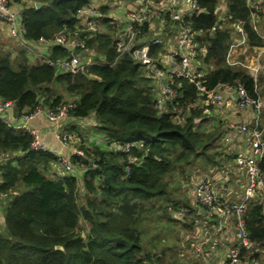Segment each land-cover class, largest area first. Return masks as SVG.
Returning a JSON list of instances; mask_svg holds the SVG:
<instances>
[{
  "label": "trees",
  "instance_id": "1",
  "mask_svg": "<svg viewBox=\"0 0 264 264\" xmlns=\"http://www.w3.org/2000/svg\"><path fill=\"white\" fill-rule=\"evenodd\" d=\"M37 1L44 5L40 9L32 6L23 13L29 40L51 37L64 26L71 28L76 12L90 4V0ZM194 1L203 12L189 22L202 33L200 42L206 45L207 61L214 67L207 87L240 81L256 96L254 80L247 70L228 62L236 37L230 29L220 28L224 20H220L217 7L223 0ZM226 2L225 19L244 23L251 48L248 52L262 46L261 37L250 25L247 0ZM89 44L105 53L111 63L114 61L109 36L98 35ZM61 55L64 53L55 49L53 57ZM13 59L6 49H0V97L16 102L18 115L24 110L33 111L41 97L49 102L53 91L50 86L65 82L66 90L79 97L70 116L95 117L98 128L110 139H141L143 146L132 149L131 155L139 162L131 165L125 153L99 148L87 152V161L73 155L74 164L88 167L83 174L88 197L86 205H80L78 178L54 180L46 176L50 163L58 160L56 155L33 149L34 139L29 132L0 120V156L17 155L0 164V194L8 200L5 226L0 230V264H160L161 256L146 252L143 243L142 224L149 206L154 201L171 202L169 181L177 172L184 175L198 162L206 168L222 164V152L215 149L219 130H195L194 120L201 116L195 109L182 125L171 115H158L148 80L128 56L115 67L94 66L92 72L99 80L58 76L46 64L30 65L21 47ZM196 93L195 87L185 81L184 96L179 101L182 109L195 101ZM61 101L62 97H56L51 107ZM81 220L90 226L86 238L78 230ZM244 222L251 239L264 243V204L249 203Z\"/></svg>",
  "mask_w": 264,
  "mask_h": 264
},
{
  "label": "built area",
  "instance_id": "2",
  "mask_svg": "<svg viewBox=\"0 0 264 264\" xmlns=\"http://www.w3.org/2000/svg\"><path fill=\"white\" fill-rule=\"evenodd\" d=\"M99 1L105 4L95 6L91 5V1L78 10L71 28L64 26L51 37L42 36L37 40H29L23 22V13L28 7L16 9L15 0H0V25L13 42L28 52L29 60L38 63L37 65L50 66L58 76H86L90 80H99L100 78L92 72L94 66L112 67L120 62L119 59L128 55L139 66L142 77L148 80L154 96L155 112L160 116L171 115L176 123L182 125L187 120L184 116L186 110L200 111L201 116L194 120L195 130L202 131L205 123L225 116L228 107L251 109L253 118L250 123H225L226 128L244 135L245 142L253 151V154L233 158L248 182L241 200H227L228 186L225 183H214L204 178L195 186L196 202L210 213L217 214V224L210 227L200 213L190 206L170 210V216L181 224L191 220L203 231V239L191 245L200 263L211 264L217 252L216 238L224 226L231 222L236 229L235 239L223 264H264V243L251 239L244 222L248 205L255 201L256 196V201L264 204V128L261 125L264 104L258 84V79L261 80L260 72L264 67L245 68L254 80L256 96L240 81L208 88L206 81L214 67L207 61L206 45L200 42L202 33L195 30L189 22L195 14L203 12L194 0H167L162 5H156L154 0ZM247 2L251 9L250 25L261 37L264 46V38L259 34V24L264 21V3L259 0ZM152 25L161 27L152 31ZM97 34H111L117 53L112 63L106 54L99 53L89 46V41L95 39ZM158 46L161 48L157 50ZM55 49L64 55L54 58ZM185 81L193 85L197 93L195 101L182 109L179 101L184 96ZM76 103L77 101L60 103L53 109L38 105L33 111L24 110L18 115L16 102L0 97V120L8 126L29 132L34 139L33 149L48 151L40 133L30 126L31 121L44 117L61 122L70 116V111L76 109ZM87 122L90 121L87 119L85 124H88ZM107 141L119 152L128 155L130 165L139 162L131 152L133 148L141 149L142 141L122 144L110 138H107ZM79 142L78 137L66 133L63 145L72 149L73 155L89 160L84 151L78 148ZM2 156L4 163L16 157ZM57 159L65 175L74 176L75 167L71 157L60 155ZM92 165L94 168L98 167L94 162ZM130 165L127 168L128 174Z\"/></svg>",
  "mask_w": 264,
  "mask_h": 264
},
{
  "label": "crops",
  "instance_id": "3",
  "mask_svg": "<svg viewBox=\"0 0 264 264\" xmlns=\"http://www.w3.org/2000/svg\"><path fill=\"white\" fill-rule=\"evenodd\" d=\"M92 1L91 5L95 6H102L105 4L103 1L99 0H90ZM260 2L264 3V0H259ZM15 8L16 9H23V7H32L31 4L33 3V6L38 2H32L31 0H22L18 2L15 0ZM156 5H162L167 2V0H154ZM223 5L225 7L224 2L222 1L218 7L217 11L219 10L220 6ZM236 29L242 28L243 31L240 32V34L237 33L238 41L239 36L242 38V40L239 43H235L234 46L231 48L229 54H228V62L233 65H243L245 66V61L249 63L247 67L250 68H263L264 67V46L260 47H253L251 54L248 55V51L250 48L249 43V37L247 32L244 29V23L243 22H235ZM1 26V25H0ZM2 27V26H1ZM0 27V30L3 29ZM161 26L152 25V31L158 30ZM259 34L264 38V21H262L259 24ZM100 35V34H97ZM1 37V36H0ZM237 53L236 59H231L233 56ZM259 54V55H258ZM245 58L243 60V63H238L240 61V56H244ZM15 58V57H14ZM28 58V57H27ZM29 60V58H28ZM30 64L32 61L29 60ZM237 63V64H236ZM38 64V63H37ZM35 64V65H37ZM139 71L140 68L138 67ZM261 84L259 86V94L261 96V100L264 104V69L261 70ZM47 102V103H46ZM53 101H45V104H48L49 108H55L51 107V103ZM191 115V110L188 109L184 112V116L188 119ZM92 116V115H91ZM84 118V119H76L72 116H69L68 118L64 119L61 122H55L48 120L47 118L41 117L37 118L31 121L30 126L34 128L36 131L40 133L41 140L45 144L46 147H48L49 151L53 152L56 157H59L60 155L66 156V157H72V149L67 148L63 145L64 136L67 134L74 135L78 137V140L80 139V142L78 144V148L82 149L85 153V155L88 156V153L91 152L93 148H99L100 150L104 152H111V153H119V150L113 146L110 142L107 141V138H109L105 133L104 140L99 139V137L96 134V131H93V128L91 127V123L93 122L95 127L94 129L98 128L99 125H97L95 117L94 120L91 118ZM253 118V111L251 109H238L235 107H228L226 111V115L217 118L213 120L212 122H208L204 124V127L202 128V131L205 133H213L216 130H219L220 132V139L217 144V150H220L222 152V164L216 167L207 168L203 165L204 171L207 170L204 173H201L199 170H196L193 172V168L195 166H192L191 169L187 172V179L181 180L179 186H181L183 193L177 194L176 200L169 199L171 202H167V212H170V210L176 209L178 207H193L197 212L200 213L203 220L208 222L210 227H214L217 224V214L216 213H210L205 207L199 205L196 202L195 198V186L196 184L204 178H208L211 182L214 183H225L228 186V192L226 193V199L230 200L232 202L240 201L241 195L246 191L247 188V178L245 174L239 170L234 162V157H237L238 155H246V154H253V151L250 149L248 144L244 140V135L238 134L236 132L231 131L230 129L225 127V123L228 121H233L237 124H248ZM87 119L90 121L88 124L85 125ZM262 128H264V112L261 120ZM91 129V130H88ZM99 129V128H98ZM80 131H86L87 135L83 136ZM94 134V135H91ZM97 140H96V139ZM114 140V139H113ZM105 141L108 145L107 149H103L100 147ZM118 143L122 144L125 142H121L118 140H115ZM135 141V140H133ZM143 142V141H142ZM92 145V146H91ZM219 152V153H220ZM263 152H264V143H263ZM17 157V155H15ZM91 158V157H90ZM83 159V158H82ZM4 157L0 156V163H4ZM87 161V160H85ZM91 161L93 162V159L91 158ZM89 162V161H88ZM92 162H90L92 164ZM72 164L75 167V174L79 180V198L85 196V200L87 201L88 192L84 187V181H83V174L87 170L85 166V171L81 169L78 170V165ZM46 176L54 179V180H60L66 177L63 167L57 162H51L49 167L45 171ZM188 182V183H187ZM1 183V181H0ZM175 189V188H174ZM78 198V201H79ZM256 201V200H255ZM177 203L176 206H173V203ZM8 204V200L5 196L0 194V230L4 229L5 226V210ZM159 207V206H158ZM172 219V218H171ZM173 220V219H172ZM174 221V220H173ZM175 222V221H174ZM81 223V230L80 233L83 238H86L90 231L89 224L83 220L80 221ZM185 226L182 228H176V233L179 237L183 239L182 243V250L184 253H181L180 255L182 258H186L187 260L191 261L192 264H204L203 262L200 263L195 252L192 250L191 245L196 241H201L203 239V231L194 225V223L191 220H188L184 224ZM235 233L236 229L234 228L233 223H229L226 226H224L223 230L220 232V234L216 238L217 242V252L215 254L214 260L211 262V264H223L225 262V256L228 252L231 244L233 243L235 239Z\"/></svg>",
  "mask_w": 264,
  "mask_h": 264
},
{
  "label": "rangeland",
  "instance_id": "4",
  "mask_svg": "<svg viewBox=\"0 0 264 264\" xmlns=\"http://www.w3.org/2000/svg\"><path fill=\"white\" fill-rule=\"evenodd\" d=\"M17 1L20 2L22 0H17ZM31 1L35 2L37 0H31ZM134 1H136V0H134ZM31 6H33V3L31 4ZM218 12H219L220 20L222 21L226 16L227 9H226V7H223V5H221ZM223 14H225V16ZM221 28L230 29L233 32V34L236 37V41H237L236 42L234 40V42L239 43L242 40V38L240 36H239V41L237 39V37H238L237 33L240 34V32L242 31V28L236 29L235 23H231L229 20L224 19V25H222ZM0 36H1L0 37V49H4V50L6 49L9 52L10 57L12 59L14 57L17 58L18 53L20 51V47L15 42H13L8 37L7 32L3 31L2 29L0 30ZM101 36H103V35H101ZM150 36H151V38H153L152 34ZM233 46L234 45H232V47ZM1 47H3V48H1ZM160 48H161L160 46L156 47L157 50ZM94 49L97 50L96 48H94ZM22 50H24L25 56L29 58L28 52L23 48H22ZM99 53H101V52H99ZM250 54H251V52H248V55H250ZM237 56L238 55L236 53L233 56V58L230 57V60L236 59ZM244 58H245V55L240 56V61L238 63L242 64ZM15 62H17V61H15ZM31 63H33L34 65L37 64L34 61H32ZM29 64H30V62H29ZM30 65H32V64H30ZM247 65H249V63L247 61H245V66H243V65H241V66H242V68L245 69V68H247ZM248 73H249V70H248ZM258 84L259 85L261 84V81H259V79H258ZM66 86H67V84L65 82L54 84V85L50 86L53 90L52 95L50 96V98H51L50 101H53L56 97H59V96L62 97L61 103H70V102L77 101L79 99V97H77L73 93L68 92L66 90ZM45 99H46L45 96L40 98V105L49 109V107H48L49 105L45 104ZM91 119L94 120V117H91ZM87 123H89V122H87ZM94 127H95V125L92 122L90 128H93L92 130L96 131V134L99 137V139L104 140V138H105L104 132H102L98 128L94 129ZM88 130H91V129L88 128ZM80 132L82 133L83 136L87 135L86 131H80ZM91 135H94V134H91ZM135 141H142V140L136 139ZM215 143H216V145H215V149H216L217 142H215ZM100 147H102L103 149H107L108 145L105 141H103V143ZM217 152H220V150H217ZM202 164L203 163L198 162L195 167L191 166L193 168V172H195L196 170H199L201 173L206 172L207 170L204 171V167ZM77 165H78V170L81 169V171L82 170L85 171V169L88 168L86 165H84L86 168L82 167V165H80V164H77ZM189 169H191V168L189 167L185 171L186 174L184 173V175H183V174H179L177 172L174 175V177L170 179L169 185H170L172 194L169 196V198L173 197L176 200L175 196L177 194L183 193V190L181 188L182 185L179 186V184H180L181 180L186 181V179L188 177L187 172ZM205 169H207V168H205ZM162 203H164V200L154 201L152 203V205H154L155 207L152 208V205L149 206L150 209L148 210V212L146 214V219L142 224V229L144 231L143 243H144L145 251L160 255L161 256L160 264H192L191 261L187 260L184 257L182 258V256L180 255L181 253H184V251L182 250L183 239L179 237V233H178V235L176 233V228H181V227L183 228L185 225L181 224V223L173 222V220L171 219V216H170V212H167L166 203L165 204H162ZM79 204L80 205H86L85 196H83L82 199H81V197L79 198ZM82 222H83V220H82ZM78 230L79 231L81 230V223L79 224Z\"/></svg>",
  "mask_w": 264,
  "mask_h": 264
},
{
  "label": "clouds",
  "instance_id": "5",
  "mask_svg": "<svg viewBox=\"0 0 264 264\" xmlns=\"http://www.w3.org/2000/svg\"><path fill=\"white\" fill-rule=\"evenodd\" d=\"M226 2V1H225ZM225 7H226V9H227V2L225 3ZM98 36V35H97ZM106 36H109V38H110V41H111V46H113L114 47V45H113V40H112V36H111V34H108V35H106ZM97 38V37H96ZM90 46V45H89ZM91 47V46H90ZM91 48H93V47H91ZM113 51H114V59H116V57H117V53H116V51H115V47L113 48ZM102 54H105V53H102ZM126 56H128V55H126ZM126 56H124V57H126ZM124 57H122L121 59H119L120 61L124 58ZM129 57V56H128ZM130 58V57H129ZM132 60V59H131ZM119 63V62H118ZM117 63V64H118ZM116 64V65H117ZM115 65V66H116ZM115 66H112V67H115Z\"/></svg>",
  "mask_w": 264,
  "mask_h": 264
},
{
  "label": "water",
  "instance_id": "6",
  "mask_svg": "<svg viewBox=\"0 0 264 264\" xmlns=\"http://www.w3.org/2000/svg\"><path fill=\"white\" fill-rule=\"evenodd\" d=\"M225 1H226V0H223L224 4L226 3ZM43 5H44V4L41 3V2H37V3L35 4V8H36V9H40ZM223 15L225 16V14H223ZM131 47H133V46H131ZM255 200H258V196L255 197ZM56 248H57V249H63L61 246H57Z\"/></svg>",
  "mask_w": 264,
  "mask_h": 264
}]
</instances>
